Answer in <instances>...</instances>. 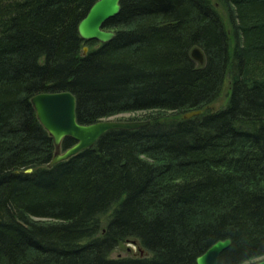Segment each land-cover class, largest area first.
<instances>
[{
    "label": "trees",
    "instance_id": "obj_1",
    "mask_svg": "<svg viewBox=\"0 0 264 264\" xmlns=\"http://www.w3.org/2000/svg\"><path fill=\"white\" fill-rule=\"evenodd\" d=\"M94 2L0 0V264H197L223 238L218 264L264 256V0H121L104 43L78 32ZM61 90L81 123L157 112L48 167L31 97ZM127 239L146 253L112 257Z\"/></svg>",
    "mask_w": 264,
    "mask_h": 264
},
{
    "label": "water",
    "instance_id": "obj_2",
    "mask_svg": "<svg viewBox=\"0 0 264 264\" xmlns=\"http://www.w3.org/2000/svg\"><path fill=\"white\" fill-rule=\"evenodd\" d=\"M121 11V0H95L86 15L78 24V32L84 40H97L108 42L112 40L116 32L105 28V23L115 17ZM88 47L84 46V52ZM192 57L199 63L204 62V54L199 47L192 49ZM31 102L36 110L37 117L55 144V152L47 163L52 167L56 163L66 160L81 150L93 146L97 140L111 129H135L151 123L150 119L129 120L104 118L96 122L81 123L76 115V96L69 90L40 92L31 97ZM201 109L186 112L185 117L200 114ZM70 137L75 142L63 149L62 142ZM33 171L32 167L25 172ZM232 243L231 238L216 240L202 254L196 258L197 264H218L221 253ZM249 264H264V256L257 258Z\"/></svg>",
    "mask_w": 264,
    "mask_h": 264
},
{
    "label": "rangeland",
    "instance_id": "obj_3",
    "mask_svg": "<svg viewBox=\"0 0 264 264\" xmlns=\"http://www.w3.org/2000/svg\"><path fill=\"white\" fill-rule=\"evenodd\" d=\"M223 17L226 20L225 12L223 13ZM228 92H229V84H228V81H226L224 83V87H223V90L221 91L219 98L213 104L210 105V108H219L222 105H224L227 101V98H228ZM156 112H157L156 110L127 111V112H122V113L116 114V115L109 117V118L123 119V120H125V119L145 120V119H148L147 117L149 115H152ZM106 217L107 216H104L102 218L103 224H105V222H106ZM144 253H146V251L143 250V252H141L140 246L138 245L137 241L132 240V239H127L126 241L119 244V246L117 248H115V250L111 253V256L112 257L138 256V255H143ZM249 263H251V262H249ZM249 263H247V264H249Z\"/></svg>",
    "mask_w": 264,
    "mask_h": 264
}]
</instances>
